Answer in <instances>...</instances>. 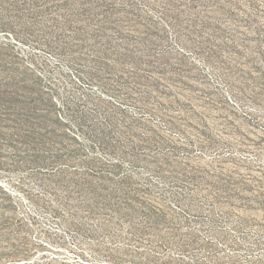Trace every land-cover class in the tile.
Returning <instances> with one entry per match:
<instances>
[{
    "label": "rangeland",
    "instance_id": "374dc122",
    "mask_svg": "<svg viewBox=\"0 0 264 264\" xmlns=\"http://www.w3.org/2000/svg\"><path fill=\"white\" fill-rule=\"evenodd\" d=\"M0 264H264V0H0Z\"/></svg>",
    "mask_w": 264,
    "mask_h": 264
},
{
    "label": "trees",
    "instance_id": "16d2710c",
    "mask_svg": "<svg viewBox=\"0 0 264 264\" xmlns=\"http://www.w3.org/2000/svg\"><path fill=\"white\" fill-rule=\"evenodd\" d=\"M153 215H154V216L151 215L152 218H153V217H157V218H159L160 220H164V216H165L164 214H158V213H155V212H154Z\"/></svg>",
    "mask_w": 264,
    "mask_h": 264
}]
</instances>
